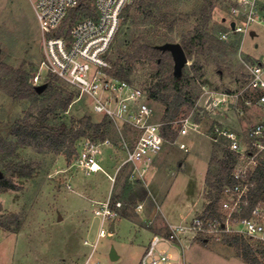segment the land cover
<instances>
[{"label":"rangeland","instance_id":"obj_1","mask_svg":"<svg viewBox=\"0 0 264 264\" xmlns=\"http://www.w3.org/2000/svg\"><path fill=\"white\" fill-rule=\"evenodd\" d=\"M206 1L157 0L155 5L144 9V12H154V15L149 17L146 24L139 25L138 29L147 34L150 31L157 35L169 33L175 42H180L182 33L193 29L200 21L201 8ZM89 3L92 4L93 0ZM213 4L208 28L223 39L222 33L229 29L228 4L226 0H213ZM159 9L164 12V16ZM142 12L143 9L136 2L129 7L127 21L122 23L121 35L119 38L117 36L110 53L112 59H118L120 50L130 49L132 38L126 37L125 31L137 28L134 21L139 24L143 21ZM253 28L257 35H246L243 46L240 45L241 53L238 51L222 59L207 51H195L188 58L187 66L201 83L200 89L206 85L219 90H237L242 85L245 68L240 55L246 59L249 56L264 57V20L255 23ZM125 37L126 42L119 50V41ZM43 57L41 30L30 0H0V63L5 62L15 69L30 70L31 82L40 69ZM42 74L44 78L41 84L47 78L46 72ZM130 78L136 85L146 89L158 80L147 60L135 64ZM58 84L68 91H77L63 79H58ZM83 97V104L73 108L67 115L80 117L91 114L95 120H101L104 115L94 112L89 97ZM148 101L153 108V120H165L166 105L150 97ZM29 105L30 100L14 99L4 88H0V135H10L12 122L24 115ZM232 106H243V103L237 102ZM192 108L184 105L175 120L185 117ZM221 110L220 116L226 115L230 125L238 130L248 129L256 120L253 108H248L246 116L239 118L235 115V107ZM210 125V120H204L199 132L177 135L179 142L188 145V151L173 143V140L167 141L152 163L140 166L139 170L130 164L118 169L127 155L121 132L130 142L137 134L136 130L121 121L118 124L112 122L110 126L109 147L105 144L101 146L100 163L104 170L88 175L75 165L77 154L68 160L64 153L56 155L49 150L38 152L32 148H21L20 159L33 160L40 165L30 178L11 177L8 174L16 188L0 192V218H11L9 229L0 226V264H84L92 250L84 244V240L94 242L100 229V220L93 213L92 203L105 201L110 194L113 199L116 196L123 202L121 208L125 215L145 225L137 213L138 203L145 199L151 206L159 202L162 204L172 188L171 198L163 211L168 208L175 213L177 205L181 207L191 200L196 189L201 190L208 162L215 150L213 141L208 137ZM173 126L178 131L179 124L174 123ZM184 162L187 164L185 170L182 167ZM0 173L4 175L1 169ZM68 184L72 185L71 189ZM202 198L205 205L196 211L195 208L192 214L204 212L209 199L206 186ZM131 219L126 216L117 218L114 232L100 238L92 263L140 264L143 246L151 234L135 228ZM157 230L160 234L167 233L165 225L158 226ZM247 241L257 243L251 239ZM165 245L173 256L172 264H178L180 259H184L185 264H249L241 245L225 242L223 238L189 237L184 256L179 246ZM113 249L118 255L115 260L111 257ZM255 256L262 258L260 252Z\"/></svg>","mask_w":264,"mask_h":264},{"label":"built area","instance_id":"obj_2","mask_svg":"<svg viewBox=\"0 0 264 264\" xmlns=\"http://www.w3.org/2000/svg\"><path fill=\"white\" fill-rule=\"evenodd\" d=\"M132 1L93 0L96 15L79 19L66 30L64 23L71 11L79 6L80 0H30L44 49L40 69L31 82L40 85L44 78L42 72H46V77L56 75L77 89L78 99L89 97L94 112L136 130L131 142L121 132L127 155L119 170L126 164L138 170L142 165H150L167 141L173 140L180 148L189 150L188 145L179 142L177 137L169 140L163 134L167 122L153 120V108L146 88L110 73V53L124 19V10ZM226 2L230 14L229 29L222 33V38L227 39L232 32L240 33L243 46L246 35L254 30L253 25L264 20V0ZM233 21L234 28L231 27ZM240 58L245 68V79L237 90H219L203 85L191 112L169 122L179 124L178 134H189L191 131L199 132L203 121L210 120L208 137L232 153L229 179L222 186L220 209L217 213L201 212L189 220L169 224L165 234L155 233L143 252L140 264H172L173 256L165 244L179 246L184 255L189 237L224 239L237 235L264 245V199L246 214L256 187L255 174L264 164V57L255 61L241 55ZM237 102H242L243 106H232ZM230 107L236 108L238 118L246 116V110L253 108L256 120L248 129L238 130L230 125L226 115L220 116L221 109ZM110 143V139L96 142L84 138L75 165L86 173L104 170L99 160L101 146ZM68 187L71 189L72 185L68 184ZM93 204L100 229L94 242L84 240V244L92 249L84 264H94L91 260L98 242L111 232V225L116 222L123 206L121 200H114L111 195L105 201H93ZM178 264H184L183 260Z\"/></svg>","mask_w":264,"mask_h":264},{"label":"trees","instance_id":"obj_3","mask_svg":"<svg viewBox=\"0 0 264 264\" xmlns=\"http://www.w3.org/2000/svg\"><path fill=\"white\" fill-rule=\"evenodd\" d=\"M89 1L80 0L79 6L71 11L64 23V28L68 25L66 30L79 19L96 15L95 9ZM133 2L143 9L141 14L144 15V19L140 24L134 21L137 28H128L125 31L126 37L132 38L130 49L120 50L126 42V37L121 38L118 59L114 60L111 56L109 57L112 64L110 73L131 81L130 77L135 64L144 60L149 62L158 80L147 88L148 95L151 99L160 100L166 105L165 120L163 121L167 123L163 128V134L169 139H174L177 137L178 131L169 122L179 116L184 105L193 107L194 100L200 93L201 83L191 74L187 65L183 68L182 75L177 76L174 73V60L171 52L159 47L167 42H175L171 34L157 35L154 31L147 34L138 29L139 25L146 24L149 17L154 15V12H144V9L155 5L157 0H133L124 10L122 23L127 21L129 7ZM213 6V0H207L201 8L198 24L181 35L179 43L184 47L188 58H191L195 51H207L215 57L225 59L239 51L242 42L240 33L232 32L229 39H221L219 35L217 37L208 28ZM161 15L164 16L162 10ZM121 32L119 30L118 38ZM248 59L256 60L251 56ZM29 78L30 70L15 69L5 62L0 63V88H4L14 99L30 100L25 114L12 122L10 135H0V169L4 173L3 176H0V192L16 188V184L7 176L8 174L11 177L30 178L38 170L39 163L20 159L21 148H32L38 152L49 150L56 155L64 153L68 160H71L78 153L80 140L90 138L100 142L110 139L112 120L108 116H103L101 120H95L91 114H84L80 117L67 115L73 108L83 104L82 101L85 97L78 99V91H68L62 88L58 84V79L61 78L53 74L48 75L43 83L46 84V87L42 91H38L37 85L31 83ZM214 145L215 150L209 161L206 174V193L209 199L204 210L211 214L217 213L220 209L222 186L229 179L230 163L233 157L226 148H222L218 144ZM255 179L256 187L253 190L250 207L246 209V214L250 213V208L253 205L264 199V164L258 167ZM115 198L118 199L116 196ZM10 219V217L5 220L0 218V226L9 229ZM247 240L237 235L224 238L225 242L241 245L249 264H264V245L259 242L250 243ZM259 252L262 258L255 256Z\"/></svg>","mask_w":264,"mask_h":264},{"label":"crops","instance_id":"obj_4","mask_svg":"<svg viewBox=\"0 0 264 264\" xmlns=\"http://www.w3.org/2000/svg\"><path fill=\"white\" fill-rule=\"evenodd\" d=\"M258 46V44H257ZM111 144V143H110ZM110 144H106L108 147ZM100 162H101V158H99ZM125 160V158L123 159V161ZM123 161L121 162V164L123 163ZM120 164V165H121ZM119 165V166H120ZM127 165V164H126ZM131 165V164H130ZM118 166V167H119ZM125 166V165H124ZM123 166V167H124ZM122 167V168H123ZM182 167L184 168V170L187 168V164L184 162L182 163ZM208 167H209V162H208ZM207 167V170H208ZM86 173V172H85ZM87 175L90 173H86ZM206 174L207 171L204 174V178H203V184L201 187V190L196 189V194L191 198V200L188 201H183L185 202L183 205H181V207H179L180 205H177V209L175 210L176 215H174L175 213H172L171 211H169V209L167 208L166 210L163 211L164 206H166L171 198L172 195V188L170 189V191L167 193V195L164 198V201L162 202V204L159 202V204L157 203V205H153L151 206L150 203L147 202V200H141L138 203V208H137V213H139L142 221L145 222V225H142L140 223H138L136 220L131 219V217L127 216L124 214V212L122 211V208L120 209V215L119 217H127L129 219L132 220L135 228H139V229H144L146 232L151 234L150 239L152 238V236L155 233H158L159 231L157 230V227L160 225H165V229L166 231L169 230V224H177L186 220H189L191 218H193L194 214H192L193 210H199L201 206L205 205L203 203L204 198H202V194H203V190L205 189L206 186ZM196 188V187H195ZM199 191V192H198ZM111 195V194H110ZM109 195V196H110ZM108 196V197H109ZM107 197V198H108ZM92 208H93V213H94V204L92 203ZM95 215V214H94ZM96 216V215H95ZM97 217V216H96ZM118 217V218H119ZM117 220V219H116ZM150 239L148 240V242L143 246V252L145 251ZM185 251V250H184ZM184 256V255H183ZM182 256V257H183ZM184 260V259H183ZM182 259H180L179 262H181ZM185 264V263H184Z\"/></svg>","mask_w":264,"mask_h":264},{"label":"water","instance_id":"obj_5","mask_svg":"<svg viewBox=\"0 0 264 264\" xmlns=\"http://www.w3.org/2000/svg\"><path fill=\"white\" fill-rule=\"evenodd\" d=\"M225 20L226 18H224V21ZM231 27L232 28L235 27L234 21L231 23ZM250 34L252 36L257 35L255 30L251 31ZM159 47L162 50H167L171 52L173 60H174V73L177 76L182 75L183 68L188 64V56L182 44L179 42H167V43L162 44ZM45 87H46V84L37 85L38 91H42ZM0 176H1V173H0ZM114 230H115V223L113 222V224L111 225V232H114ZM111 257L114 260L118 258V255L114 249L111 251Z\"/></svg>","mask_w":264,"mask_h":264}]
</instances>
